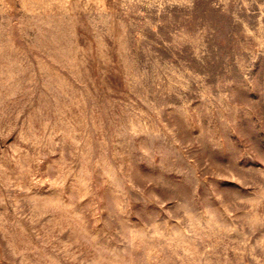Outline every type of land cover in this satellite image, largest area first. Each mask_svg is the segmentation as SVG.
<instances>
[{"label": "rangeland", "instance_id": "rangeland-1", "mask_svg": "<svg viewBox=\"0 0 264 264\" xmlns=\"http://www.w3.org/2000/svg\"><path fill=\"white\" fill-rule=\"evenodd\" d=\"M0 264H264V0H0Z\"/></svg>", "mask_w": 264, "mask_h": 264}]
</instances>
